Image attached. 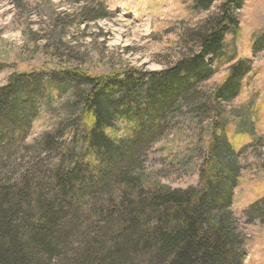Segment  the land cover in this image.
<instances>
[{
    "label": "trees",
    "instance_id": "trees-1",
    "mask_svg": "<svg viewBox=\"0 0 264 264\" xmlns=\"http://www.w3.org/2000/svg\"><path fill=\"white\" fill-rule=\"evenodd\" d=\"M215 1L197 0L195 8L209 11ZM243 5L225 0L191 36L197 50L165 71L64 72L88 93L79 117L61 126L73 127L69 143L48 135L36 146L34 155L56 153L45 171L33 173L35 161L18 165L15 157L30 150L24 135L40 111L42 78L13 75L0 88V170H11L0 175V264H244V235L232 210L239 167L225 137L210 142L198 187L145 184L138 174L142 146L164 128L173 102L214 75L207 59L222 56ZM250 71L249 61L233 64L214 101L235 99ZM248 218L264 224V198Z\"/></svg>",
    "mask_w": 264,
    "mask_h": 264
},
{
    "label": "rangeland",
    "instance_id": "rangeland-1",
    "mask_svg": "<svg viewBox=\"0 0 264 264\" xmlns=\"http://www.w3.org/2000/svg\"><path fill=\"white\" fill-rule=\"evenodd\" d=\"M196 1L0 0V88L13 75L42 78L40 111L24 135L30 150L16 153L18 165L28 157L37 164L33 171L37 166L45 171L56 153L34 155L38 143L48 135L57 145L69 143L74 134L72 126H61L79 117L88 87L70 82L64 72L165 71L197 50L191 36L225 0H216L209 11L196 9ZM237 16L239 30L225 36L222 56L207 59L214 75L194 84L186 99L173 102L164 128L142 146L138 174L145 184L198 187L210 142L225 137L239 167L232 210L244 235V264H264V224L248 218L250 208L264 198V0H244ZM240 60L249 61L251 71L239 95L230 102L214 101L230 67Z\"/></svg>",
    "mask_w": 264,
    "mask_h": 264
}]
</instances>
